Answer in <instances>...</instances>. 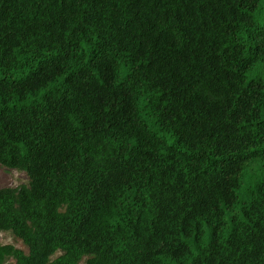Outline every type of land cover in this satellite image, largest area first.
Returning a JSON list of instances; mask_svg holds the SVG:
<instances>
[{"label":"trees","instance_id":"1","mask_svg":"<svg viewBox=\"0 0 264 264\" xmlns=\"http://www.w3.org/2000/svg\"><path fill=\"white\" fill-rule=\"evenodd\" d=\"M0 163V264H264V0H0Z\"/></svg>","mask_w":264,"mask_h":264},{"label":"rangeland","instance_id":"2","mask_svg":"<svg viewBox=\"0 0 264 264\" xmlns=\"http://www.w3.org/2000/svg\"><path fill=\"white\" fill-rule=\"evenodd\" d=\"M29 183L30 178L27 173L17 169H9L0 163V189L5 187H20L22 185H28ZM0 244H10L25 252L29 251L25 243L12 232H0ZM59 255L60 253L56 254L55 257ZM9 263L13 264L14 260H10Z\"/></svg>","mask_w":264,"mask_h":264}]
</instances>
